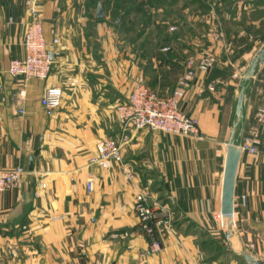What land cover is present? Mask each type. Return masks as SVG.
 Wrapping results in <instances>:
<instances>
[{
	"label": "crops",
	"instance_id": "1",
	"mask_svg": "<svg viewBox=\"0 0 264 264\" xmlns=\"http://www.w3.org/2000/svg\"><path fill=\"white\" fill-rule=\"evenodd\" d=\"M99 2L37 0L53 65L47 79L31 77L24 84L7 69L11 59L25 54L31 15L26 0H0V165L27 170L17 186L0 192V264H247L237 256L244 249L264 260V122L256 120L264 89L253 82L246 90L239 144L258 129L256 151L242 150L230 238L216 217L228 226L221 203L239 95L235 74L260 49L237 45L229 54L233 67L219 59L183 87L180 105L198 118V135L130 128L124 149V165L134 173L129 178L119 164L104 169L92 162L97 143L120 134L116 107L137 81L162 96L180 86L189 59H199L197 34L159 38L169 49L156 55L149 37L137 50L131 45L139 38L118 45L119 35L106 29L108 18L96 15ZM233 41L239 44L228 37L225 46ZM223 68L226 75L218 74ZM208 83L215 89L200 94ZM52 85H61L64 94L49 116L41 98ZM145 186L169 206L172 218L156 251L138 229L135 196ZM224 242L232 257L209 253Z\"/></svg>",
	"mask_w": 264,
	"mask_h": 264
},
{
	"label": "built area",
	"instance_id": "2",
	"mask_svg": "<svg viewBox=\"0 0 264 264\" xmlns=\"http://www.w3.org/2000/svg\"><path fill=\"white\" fill-rule=\"evenodd\" d=\"M26 7L31 15V20L23 39L25 54L22 57L11 59L7 69L14 78L23 81L24 84L31 77L47 79L50 76L54 53L44 34L37 0H26ZM10 22H13L12 18H10ZM58 42V39L53 40V44ZM164 49L168 50L169 47L165 46ZM217 62V57L213 54L204 56L196 65L190 62L184 77L179 83L180 86L168 96L160 95L144 81H137L128 98L116 107L117 116L122 125L120 134L100 140L97 143L92 162L104 169L119 164L123 166L129 178H133L134 173L127 170L124 165V149L129 140L130 128H148L172 134L198 135V118L187 114L180 105L181 98L184 95L183 87L189 84L198 71L208 72ZM2 72L3 67L0 61V75ZM261 82L264 89V71L262 72ZM207 89L214 90L215 86L208 83L200 87L198 92L203 94ZM2 91L3 83L0 81V92ZM20 94L23 96L25 91L22 90ZM63 94L64 90L61 85H52L46 88L41 98V104L47 115H53L61 107ZM18 112L24 113V109L18 108ZM256 120L258 125L264 122V104L258 108ZM257 134L258 129H254L251 137L240 145L243 151H256ZM26 171V168L22 165L13 167L0 165V192L17 186ZM88 186L92 190L93 182L89 181ZM135 210L140 219L138 229L148 238L150 248L153 251L161 249L160 232L163 228L169 229L172 226L169 206L160 200L150 187L145 186L135 196ZM216 217L220 219L218 215ZM233 226H236L235 222ZM129 234L130 232H125V235L128 236ZM201 264L209 263L203 262Z\"/></svg>",
	"mask_w": 264,
	"mask_h": 264
},
{
	"label": "rangeland",
	"instance_id": "3",
	"mask_svg": "<svg viewBox=\"0 0 264 264\" xmlns=\"http://www.w3.org/2000/svg\"><path fill=\"white\" fill-rule=\"evenodd\" d=\"M218 1L221 2L219 4L221 7L216 4ZM104 11L105 15L102 19L108 18L106 29L111 33H117L121 39L118 45L129 43L130 46L129 40L139 38L138 43L133 42L131 45V48L137 50L142 43L141 40L146 43V38L149 37L153 40L152 43L149 42L148 48L155 53L154 55L162 50L165 51L166 45L164 46L159 38L181 35L190 39L195 33L198 44L195 53L199 55L197 63L204 56L213 54L217 60L220 59L223 66L228 63V66L233 67L235 58L232 60L229 54L236 52L237 45L256 49L264 46V0H107ZM183 22H187V26L178 29ZM228 37L239 39V44L235 41L228 42L227 48L225 43ZM144 46L147 47L145 44ZM225 47L227 49H224ZM219 50H223L221 56L217 53ZM192 58L189 62L196 65ZM250 62L247 61L246 65L240 64L239 67L242 69L235 74L237 92L243 83H247L249 87L253 82L263 88L261 76L264 62L257 67L255 75L250 80L244 81ZM225 69H219L217 73L222 72L226 75ZM218 220L224 230H229L228 226L222 225L221 220ZM233 224L232 222L234 232L236 226L233 227ZM228 247L230 246L224 242L220 246L209 247L208 251L211 254L221 252L224 257H232L234 254L231 250H227Z\"/></svg>",
	"mask_w": 264,
	"mask_h": 264
},
{
	"label": "water",
	"instance_id": "4",
	"mask_svg": "<svg viewBox=\"0 0 264 264\" xmlns=\"http://www.w3.org/2000/svg\"><path fill=\"white\" fill-rule=\"evenodd\" d=\"M96 15L98 17H104L105 11L102 2H99L97 6ZM264 62V46L251 60L247 71L244 75V80H250L256 73L257 67ZM247 83H243L239 90V95L236 104V120L233 124L231 136L227 144V157L223 179L222 188V203L221 213L223 217L228 220L229 230L226 231V237L230 238L233 235L232 222L234 223V211H235V186L239 163L242 155V148L239 144L240 123L244 118V104L246 98ZM237 256L243 259L247 264H264V260L257 258L250 252L245 250L237 253Z\"/></svg>",
	"mask_w": 264,
	"mask_h": 264
},
{
	"label": "trees",
	"instance_id": "5",
	"mask_svg": "<svg viewBox=\"0 0 264 264\" xmlns=\"http://www.w3.org/2000/svg\"><path fill=\"white\" fill-rule=\"evenodd\" d=\"M94 3H97V2H99V1H101L102 3H103V6H105L106 5V3H107V0H92Z\"/></svg>",
	"mask_w": 264,
	"mask_h": 264
}]
</instances>
